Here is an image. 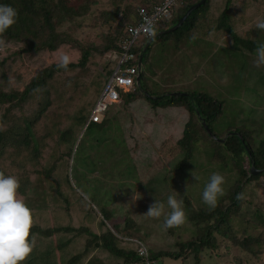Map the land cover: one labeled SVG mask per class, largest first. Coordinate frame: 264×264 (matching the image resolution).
Returning <instances> with one entry per match:
<instances>
[{
  "label": "rangeland",
  "instance_id": "obj_1",
  "mask_svg": "<svg viewBox=\"0 0 264 264\" xmlns=\"http://www.w3.org/2000/svg\"><path fill=\"white\" fill-rule=\"evenodd\" d=\"M82 1L86 2V0ZM145 1L96 0L97 4L90 3L86 16L77 18L73 23L67 22L61 27L62 32L72 34V37L84 46L94 45L96 47L97 51L92 52L89 69L91 73L95 72L94 77L99 73L104 74V68L109 64L108 58H110V55L102 57L99 53L104 44V38L100 35L103 28H100L96 23L98 18H101L102 13L113 12L115 7L122 9L132 7L136 11L145 5ZM76 4L82 3L80 1ZM251 11L247 15L248 19L246 17L247 21H240L233 26L236 32L239 31V27H242L240 33L250 41L235 42L231 40L224 46L216 39V36L211 35L213 37L211 39H184L181 41L183 44L176 48L175 44L179 43L177 35H173L155 42L142 61L141 75L147 76V70L152 66L156 71V78L151 77L150 83L153 88L150 89L151 91L159 89L167 93L202 92L223 103L222 114L217 117L210 129L219 139H222L219 136L229 135V130L237 128L242 130L257 129L261 131L260 138L264 139V65L256 67L254 63L257 48L254 47L256 44L264 43V31L256 29L257 22L264 20V13ZM241 22L242 26H240ZM179 35L184 36L182 32ZM20 47L21 44L14 41L8 49L6 46L0 50L3 58L8 57V66L0 68V87L6 92L23 91L40 70L59 63L64 56H68L70 62H76L81 58V54L70 47L62 48L56 53L40 52L33 55L25 53L18 56L16 52ZM245 55H249L250 58H246ZM113 59L119 60L116 55H113ZM59 80L61 81L52 83L49 95L45 93L36 95L20 110L10 113L7 118L9 124L3 128V131L12 125L21 124L25 118L33 119L36 116L35 111L42 109L47 101L50 102V106L46 110L47 116L42 120V123L51 133H56L57 126L70 128L71 121L66 120L72 113L74 116V110L83 108L84 112H89L92 99L95 98V89L91 87L83 95L82 89H78L72 84L65 86L62 82L64 80L62 78ZM142 84H146V80ZM143 91L145 90L140 88L141 94ZM145 92L150 94L148 91ZM143 95L146 97L145 94ZM4 111L5 107H1L0 114ZM106 118L107 122L102 128L93 126L89 130V139L83 140L80 151L83 152L87 162L82 164L81 172L87 173L86 164L89 162L87 156L91 155L93 151L98 152V157L101 159L105 155L106 161L96 162V164L101 163V167H106L101 179L104 181V185L107 184L109 188H115L122 198L112 200V196H105L104 201L100 200L97 193L91 189V187L94 190L97 188L94 182L88 179L87 182H84V179L80 184L81 178L77 173H75V179L73 178L75 166L73 157L68 156V148L56 147L57 155L45 163L49 168L59 158V164L52 177L43 184V188L38 185V189L30 192L25 199L26 204L33 212L34 225L44 226V228L51 227L53 224L55 228L90 225L94 226L91 228L95 234L101 235L105 229L102 228L103 225L99 218L94 215L90 217L87 204L79 198L83 196L84 192L88 197L85 198L89 206L96 208L97 212L106 210L110 213V221L106 224L111 230L116 228L117 233L124 234L123 237H129L127 234L135 232L136 238L143 240L155 253L178 254L179 250L174 234L164 227L163 217L155 219L144 216L149 205L153 204L156 199L164 203L169 195H175L178 200H183V209L187 216L189 214V210L185 209L187 197H190L194 208H199L200 202H203L200 194L203 190L201 189H204L210 176L217 172L225 178L223 185L225 193L235 182L236 175L233 167L229 166L224 170L221 160L212 161L208 154L202 152L198 154V161L193 160L192 163H189L184 176L180 173L174 175L173 172H169V169L178 163L176 153L179 148L176 144L182 137V132L189 119L187 112L181 107L153 108L142 99L129 107L122 103L112 105L106 112ZM72 129L75 138L78 137L80 128L73 127ZM94 140L97 142H93ZM200 143L202 150L209 149L210 146L207 143L203 144L202 141ZM0 160L2 171L5 170L17 178H19V174L23 173L21 169H29V171L34 169L33 165L27 166L28 159L21 158V154L15 146H8ZM112 161L129 169L126 171L125 177L117 180L111 179ZM180 163L186 164L184 159L180 160ZM75 164L78 165L77 162ZM100 171L98 170L94 174L97 178L100 176ZM193 172L198 177L197 180L193 177ZM107 174L109 175L107 176ZM68 178L74 186V191L68 187ZM36 179L35 177L34 180ZM157 180H159L158 183ZM22 181H26V179ZM41 182L42 179L38 180V183ZM124 183L128 186L122 187ZM150 183L153 184L152 188H149ZM158 184L160 185L156 186ZM104 185H101V188ZM120 187L124 188L126 192L119 190ZM60 191L64 193L63 198L58 195ZM134 191L137 192L139 200H132ZM113 193L116 194L115 191ZM247 196L248 202L243 208L245 213L240 218H232L230 231L238 238L248 237L253 240L257 236L264 238V177L249 185ZM65 199L68 200V204L65 203ZM165 205V211H170L167 208V203ZM87 221H91L93 224H88ZM182 225L186 229L189 227L187 217ZM72 234L61 232V237L70 239ZM189 236L190 233L187 237ZM71 239L73 240L72 245H68L67 248L59 245L61 246L60 249L58 248L60 252L56 251L55 257L59 258L62 255L63 264H67L78 251H84L88 238L82 235V237L76 236ZM56 240L52 237L42 238L38 241L43 247L52 249L55 244H60ZM214 240L216 248H206L203 251L200 256L201 264H264V244L253 243L256 253L258 250L263 252V255L258 257L254 252L242 251L233 246L231 240L219 233L215 234ZM100 253L101 251L92 249V257L88 256L85 263L98 264L95 258ZM195 256L191 255L184 259L164 257L159 259V264H195ZM99 261H104L103 264H121L109 257ZM51 264H61V260L51 259Z\"/></svg>",
  "mask_w": 264,
  "mask_h": 264
},
{
  "label": "trees",
  "instance_id": "obj_2",
  "mask_svg": "<svg viewBox=\"0 0 264 264\" xmlns=\"http://www.w3.org/2000/svg\"><path fill=\"white\" fill-rule=\"evenodd\" d=\"M80 1L82 4H76L78 2L80 3ZM163 1L164 0H146L145 5L141 6V8L143 7L150 10L155 5H160ZM200 1L201 0H193L187 1L183 4L178 3L173 8L174 18L172 21L156 29L153 35L160 30H168L177 25L187 11ZM91 2L97 4L96 0H86L85 3L82 0H0V4L11 5L18 11L17 23L4 34L0 35V39H3L6 42L5 46H0V50L6 46L8 49L10 44L15 41L21 44L20 49L16 52L18 56L25 53L32 55L40 52L56 53L65 47H70L81 54V58L78 61L69 63L67 70L58 68V63L40 70L36 76L32 78L30 83L25 86L23 91L12 90L6 92L0 87V108L5 107L4 113L0 114V158L3 157V152L8 146H15L19 150L21 158L28 159L27 166L33 165L34 167V169L32 168V171H29V169H21V172L23 173L20 172L21 174H19V178H17L21 185L19 194L23 196L24 199L28 197L30 192L36 191L38 185H41L40 188H43V184L52 177L59 164V158L56 159L49 168L46 167L45 163L48 159L57 155L55 152L56 147L68 148V156H71V158L73 157V165L75 166V169H73V178L75 179V173H77L81 178L80 184H82L84 179V182H87V179L94 182V184L97 185V188L94 190V188L91 187V189L97 193L100 200L104 201L105 196H112V200L122 198L119 196V192L115 188H109L107 184L104 185V181L101 179V175H103L106 167H101V163L96 164V162L99 163L101 160V162L106 161L105 155L104 158L101 159L98 157V152L96 153L93 151L91 155L87 156L89 162L86 164L88 171L85 174V172H81V170H83L82 164L87 162V160H85L86 158L80 150L83 140L89 139V130L93 126L102 128L107 122L106 118L102 124H88L95 103L118 65V59H113V55H116L117 58L121 57L122 49L119 45V40L123 36L126 27L131 24L135 19L134 17L137 16V9L135 11L132 7H125L123 9L115 7L113 12L107 11L102 13L101 18H98L96 21L98 26L103 28L100 35L104 38V44L100 48L99 53L102 57L110 55V58H108L109 64L104 68V74L99 73L94 77L95 72L91 73L89 69L92 52L97 51L96 47L94 45L84 46L82 43L74 39L72 34L60 30L65 23H73L77 18L86 16ZM251 10L258 11L261 14L264 13V0H207L203 6L195 10L188 17L182 27L175 32L157 37L152 41L145 52H143V49L146 47L145 45L150 38L144 39L137 46H134L132 52L137 58L133 62H129L128 66L137 65L140 58H142L143 61L146 54L151 50L152 45L159 39L170 38L173 35H177L179 43L175 44L176 48H179L183 44L181 41L184 39H211L213 38L211 35L214 37L216 36V39L223 43L224 46L225 43L229 44L231 40H234L235 42L250 41L244 38V35L240 33L242 27H239L238 33L233 26L240 21H247V15L252 12ZM242 22L240 23V26H242ZM105 31L108 32L106 33ZM180 32H182L184 36L179 35ZM251 36L254 35L251 34ZM257 45L258 44L253 47L256 48ZM245 56L246 58H250L249 55ZM7 62L8 57L3 58V55L0 53V68H6L8 66ZM155 73L156 71L152 66L147 70V76L142 74L143 76L141 75L140 87L135 85L130 92L123 93L122 104L129 107L134 102L143 99L153 108L163 109L167 107H181L185 109L189 119L182 132V137L176 144L179 148L176 153V155H178V163L173 168H170L169 172H173L172 174L174 175L180 173L184 176V172L186 171V168L189 167V163H192L193 160L198 161V154L204 152L209 155V159L212 161L221 160L223 166L222 169L226 170L229 166L233 167L232 169L235 171L236 176L234 177L235 182L223 196L219 197L217 206L214 209H210L203 202H200L199 208H194L192 201H190L191 199H189L190 197H187L188 200H185V209L189 210V214L186 216L190 224L189 227L186 229L183 225H180L169 229V231H172L174 234L179 253H155L149 249L151 257L159 263V259L164 257H179L184 259L191 255H196L195 264H201L202 258L200 259V256L203 251L206 248H216L214 240L216 233L231 240L233 246L238 249L256 253L253 243L257 242L259 245L264 244V238L260 236L254 237V240L251 238L249 239L248 237L238 238L230 231V227L233 217L240 218L245 213L243 208L248 202L247 193L249 185L256 182L261 177H264V173L257 176L250 175L252 161L257 169L264 170V139L260 138L261 131H258L257 129L242 130L241 128H237L236 130H229L228 134H231V136L226 139L225 137L227 134L219 136L220 138L225 139V142L223 143L211 139L204 130L200 117L207 120L211 129V126L217 120V117L222 114L223 103L215 100L209 94L202 92H186V94L189 95L187 97H171L166 95L171 92H162L159 89L151 91L150 89H153L150 83L151 77L156 78L157 75ZM61 78L64 80L62 81L63 85L70 86L72 84V86L82 89L81 92H83V95H85L91 87L95 89V98L92 99L89 112H84L83 108L80 110H74V116H72V113L66 120L71 121V127L57 126L56 133H51L42 123V120L47 116L46 110L50 106V102L47 101L42 109L35 111L36 116L33 119L25 118L21 121V124L12 125L3 131V128L7 127L9 124L7 118L10 113L20 110L23 105L36 95L44 93L49 95L52 83L61 81L59 80ZM144 80H146V84H142ZM37 88H39L40 91L34 92L33 90ZM140 88L148 91L151 96L158 97V100H151L148 97H145L143 93H140ZM73 127L80 128V132L76 138L72 129ZM85 128L86 130L81 141L75 149L76 143ZM236 132L241 138L233 135V133ZM201 141L203 144L207 143L210 146L209 149H206V151L202 150L200 146ZM93 142L96 143L97 140H94ZM182 159H184L186 164H179V161ZM75 162H77L78 165H76ZM117 163L118 162L112 161V180L125 177L126 171L129 170L127 167L122 166L119 163L117 165ZM98 170H101L99 178L94 175ZM4 171L0 168V172ZM4 173L5 175H11L6 171ZM30 173L32 174L30 175ZM24 175L25 177H23ZM108 175L109 174H107V176ZM35 177L37 178L36 180H34ZM24 179H26V181H22ZM41 179L42 182L38 183V180ZM172 179L174 178L172 177ZM158 182L159 180H157V183ZM68 184L69 189L74 191V186L69 181V178ZM101 185H104V187L101 188ZM159 185L160 184L156 186ZM125 186H128V184L124 183V186L122 187ZM122 187H120L119 190L126 192ZM152 187L153 184H151L149 188ZM201 190H203V188ZM114 191L116 194L113 193ZM76 192L77 190L75 193ZM156 192L158 193L159 191ZM202 192H200L201 195ZM241 193L244 194L243 200L237 199L238 195ZM58 195L63 198L64 193L60 191ZM85 197H87V195L83 192V196H80L79 198L87 204V210L90 217L94 215L99 218L105 232L101 235H97L92 231L91 227L94 226L90 225H81L80 227L68 226L62 228H55L54 224L51 227L45 228L44 226L41 227L40 225H34L31 231L33 235L38 236L36 238V247L30 258L24 262V264H51V259L61 260V264H63L61 254L59 258L55 257L56 251L60 252L59 249L61 246L67 248L68 245H72L73 240L71 238L76 236L82 237V235H85L88 238L86 239L84 251H78L75 253L69 259L67 264H86L85 261L88 256L92 257V249L101 251V253L95 258V261L98 264H103L104 261L102 262L99 260L108 257L114 258L115 261H118L121 264H130L138 259V245L132 241L122 240L121 237H123L124 234L117 233L115 230L116 228L111 230L106 224L110 221V213L106 210L97 212L96 208L89 206ZM167 198L164 203L167 202ZM64 201L68 204L67 199ZM87 222L88 224H93L91 221ZM176 229H178L177 233L175 232ZM61 232H65L66 234L73 233V236L70 237V239H63V237H61ZM134 233H129L127 234L129 237L123 238L141 240L136 238ZM189 233L190 236L187 237ZM52 237L57 239L56 242L60 243L58 245L55 244L52 249L43 247L38 241L42 238ZM83 252H85V254H82ZM256 254L260 257L263 255V252L258 250Z\"/></svg>",
  "mask_w": 264,
  "mask_h": 264
},
{
  "label": "clouds",
  "instance_id": "obj_3",
  "mask_svg": "<svg viewBox=\"0 0 264 264\" xmlns=\"http://www.w3.org/2000/svg\"><path fill=\"white\" fill-rule=\"evenodd\" d=\"M17 18L18 11L13 6L0 4V35L4 34L8 29L14 26L17 23ZM256 29L264 31V20L257 22ZM161 31L166 30H160L159 32ZM159 32L154 34L152 38ZM5 44L6 42L3 39H0V46H5ZM147 44L146 48L143 49V52L147 50ZM140 60H142V58H140ZM140 60L137 63L138 65L140 63ZM69 63V57L64 56L61 58L57 67L67 70ZM254 63L256 67L264 65V43H260L257 45L256 59ZM136 86H138L137 82ZM33 91L38 92L40 91V89L37 88ZM170 94L168 95L171 96ZM121 103L122 101L119 104ZM85 130L86 128L78 139V143L76 144L75 149L78 147ZM226 138L227 136L225 137V139ZM194 173L195 172H193L192 175L197 180L198 177H196ZM224 183V176L217 172L213 173L210 176L209 181L205 184L202 192V200L203 203L206 204L210 209H214L217 206L219 197L224 195ZM20 187L21 185L17 177L12 175H5L4 172H0V264H24V262H26L30 258L36 247V237L32 234L31 231L35 223L34 215L32 210L26 204L24 197L19 194ZM188 187L189 185L187 186L186 193ZM139 196L141 197L140 194ZM237 199L243 200L244 194H239ZM132 200H139L137 198V192L135 191ZM166 203L167 208L170 209V211L166 212L165 203L160 202L156 199L153 204L149 205L148 211L146 214H144V216L155 219L163 217V224L166 229L182 225L186 219V213L183 209V200H178L175 195H169ZM121 239L125 241L136 240L123 237H121ZM141 242L144 243V241ZM146 247L149 250V247L147 245ZM147 248L142 247L138 253L141 257H144L146 260L149 256ZM138 261L139 258L136 261L131 262L130 264H136ZM147 264H152V262L148 260ZM157 264L159 263L157 262Z\"/></svg>",
  "mask_w": 264,
  "mask_h": 264
},
{
  "label": "built area",
  "instance_id": "obj_4",
  "mask_svg": "<svg viewBox=\"0 0 264 264\" xmlns=\"http://www.w3.org/2000/svg\"><path fill=\"white\" fill-rule=\"evenodd\" d=\"M187 1L193 0H164L160 5H155L150 10L143 7L137 9V16L126 27L123 36L119 40L122 54L118 60V65L100 94L92 110L88 124H102L109 108L122 101V93H128L135 87L136 80L141 71L140 66L138 64L128 66L129 62H133L137 58L132 52L134 46H137L144 39L152 38L156 29L172 21L174 18L173 8L178 3L183 4ZM132 241L138 245V253L142 247L147 248L139 240ZM148 253L147 260L138 254L139 261L136 264H147L148 260L152 264H157L151 257L149 250Z\"/></svg>",
  "mask_w": 264,
  "mask_h": 264
},
{
  "label": "water",
  "instance_id": "obj_5",
  "mask_svg": "<svg viewBox=\"0 0 264 264\" xmlns=\"http://www.w3.org/2000/svg\"><path fill=\"white\" fill-rule=\"evenodd\" d=\"M207 2V0H201L200 2H198L197 4H195L194 6H192L188 11L187 13L184 15V17L182 18V20L177 24L175 25L174 27L170 28L169 30H166V31H161L159 32L157 35H155L153 37V39H156L158 36H161V35H164V34H169L171 32H175L177 31L180 27L183 26L184 22L188 19V17L197 9H199L201 6H203L205 3ZM152 41L148 42L147 44V47L151 44ZM146 50V49H145ZM140 67H142V60H140V63H139ZM140 80H141V73L139 74L136 82H137V85L140 87ZM143 94L146 95V97H148L149 99L151 100H158V97H154V96H151L150 94L146 93L145 91L142 92ZM172 97L173 96H179V97H187L188 94L186 93H174V94H170ZM200 120H201V123H202V126L204 128V130L206 131V133L215 141L217 142H220V143H223L225 142V140H221L219 138H217L213 132L210 130L209 128V125L207 123V120L203 117H200ZM233 135H236L237 137L241 138V136L238 134V133H233ZM231 136V134L227 135V138ZM264 173V170H259L255 167L253 161H252V165H251V168H250V175L251 176H257V175H260V174H263Z\"/></svg>",
  "mask_w": 264,
  "mask_h": 264
},
{
  "label": "crops",
  "instance_id": "obj_6",
  "mask_svg": "<svg viewBox=\"0 0 264 264\" xmlns=\"http://www.w3.org/2000/svg\"><path fill=\"white\" fill-rule=\"evenodd\" d=\"M153 40H155V39L152 38V39H150L148 42L153 41ZM151 43H152V42H151ZM145 48H146V47H145ZM147 48H148V47H147Z\"/></svg>",
  "mask_w": 264,
  "mask_h": 264
}]
</instances>
